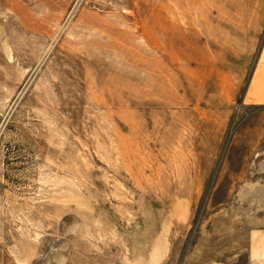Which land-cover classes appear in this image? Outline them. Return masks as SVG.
<instances>
[{
	"label": "rangeland",
	"instance_id": "obj_1",
	"mask_svg": "<svg viewBox=\"0 0 264 264\" xmlns=\"http://www.w3.org/2000/svg\"><path fill=\"white\" fill-rule=\"evenodd\" d=\"M263 1L0 0V264L247 261Z\"/></svg>",
	"mask_w": 264,
	"mask_h": 264
},
{
	"label": "crops",
	"instance_id": "obj_2",
	"mask_svg": "<svg viewBox=\"0 0 264 264\" xmlns=\"http://www.w3.org/2000/svg\"><path fill=\"white\" fill-rule=\"evenodd\" d=\"M259 4L260 2H257V5ZM261 5L264 6V1ZM261 21H264V17L261 18ZM253 43L251 40V45L249 41V46H245L248 55L252 53ZM250 80V88L248 92L246 91L243 98L245 106L255 112L251 120H248L249 122L238 131L240 137L237 144L233 147V155L231 162L228 163L229 172H227V175L231 182L242 183V195L254 198L256 196L259 197L264 188V42L259 50L256 67ZM232 165L236 166V169L235 171L232 169L231 173L230 166ZM248 183H252V188L254 189H251ZM234 194L235 192L233 196ZM228 220H230L229 217ZM256 234L255 237L252 235L249 237L248 260L236 262L237 264H264V230L258 231ZM217 236L223 237L224 242L230 243L234 239L235 233L233 228L224 233H217L213 236L212 241L208 243L209 245L205 244L204 249L200 248L201 259L204 262L209 261V264H220L222 261L216 255L219 244L213 243L214 240L217 241ZM212 256L215 259H211V261L207 259ZM230 262L234 263V261ZM226 263H228L227 256Z\"/></svg>",
	"mask_w": 264,
	"mask_h": 264
}]
</instances>
